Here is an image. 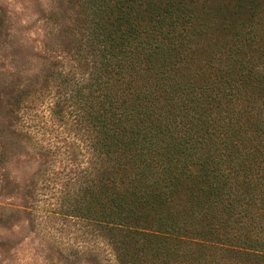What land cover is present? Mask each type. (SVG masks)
<instances>
[{"label":"trees","instance_id":"trees-1","mask_svg":"<svg viewBox=\"0 0 264 264\" xmlns=\"http://www.w3.org/2000/svg\"><path fill=\"white\" fill-rule=\"evenodd\" d=\"M74 2L54 213L109 264H264V0Z\"/></svg>","mask_w":264,"mask_h":264},{"label":"rangeland","instance_id":"rangeland-1","mask_svg":"<svg viewBox=\"0 0 264 264\" xmlns=\"http://www.w3.org/2000/svg\"><path fill=\"white\" fill-rule=\"evenodd\" d=\"M74 1L0 0V264H109L89 225L54 213L51 196L64 153L70 165L83 158L45 104L70 57Z\"/></svg>","mask_w":264,"mask_h":264}]
</instances>
